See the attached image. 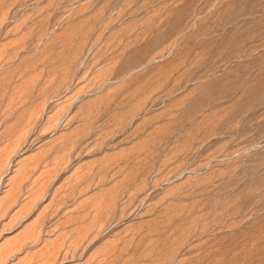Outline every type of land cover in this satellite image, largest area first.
Here are the masks:
<instances>
[{
    "label": "rangeland",
    "instance_id": "374dc122",
    "mask_svg": "<svg viewBox=\"0 0 264 264\" xmlns=\"http://www.w3.org/2000/svg\"><path fill=\"white\" fill-rule=\"evenodd\" d=\"M0 264H264V0H0Z\"/></svg>",
    "mask_w": 264,
    "mask_h": 264
}]
</instances>
